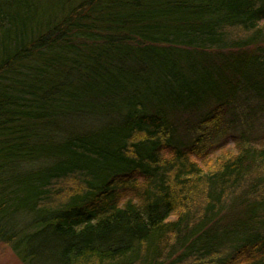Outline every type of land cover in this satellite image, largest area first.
I'll return each mask as SVG.
<instances>
[{"label":"trees","instance_id":"obj_1","mask_svg":"<svg viewBox=\"0 0 264 264\" xmlns=\"http://www.w3.org/2000/svg\"><path fill=\"white\" fill-rule=\"evenodd\" d=\"M0 242L264 264V0H0Z\"/></svg>","mask_w":264,"mask_h":264},{"label":"rangeland","instance_id":"obj_2","mask_svg":"<svg viewBox=\"0 0 264 264\" xmlns=\"http://www.w3.org/2000/svg\"><path fill=\"white\" fill-rule=\"evenodd\" d=\"M235 153H236V148L234 145V141L232 139H229L224 149L221 148L220 150H217L213 154L207 156L205 159H201L197 155L194 158L198 160L202 165H205V164H211V162H213L214 159L220 155L229 157ZM0 264H22V262L15 255V253L13 252L10 246L0 242Z\"/></svg>","mask_w":264,"mask_h":264}]
</instances>
